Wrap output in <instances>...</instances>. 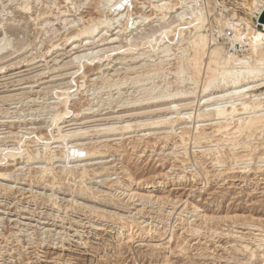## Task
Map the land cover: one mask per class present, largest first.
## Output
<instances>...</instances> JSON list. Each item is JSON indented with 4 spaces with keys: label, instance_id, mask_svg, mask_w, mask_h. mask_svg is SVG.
<instances>
[{
    "label": "rangeland",
    "instance_id": "1",
    "mask_svg": "<svg viewBox=\"0 0 264 264\" xmlns=\"http://www.w3.org/2000/svg\"><path fill=\"white\" fill-rule=\"evenodd\" d=\"M218 3L236 11L241 0L198 2L210 21L203 33L221 39ZM141 6L133 12L145 14ZM105 16L111 18L104 0H0L6 43L0 42V154L29 149L38 155L43 144L36 139L57 138L59 130L100 151L83 162L63 161L53 157L62 143L51 139L46 158L28 161L23 152L0 161V173L8 175L0 176V264H264V127L232 135L235 120L220 133L213 132L217 121H207L213 138L183 144L178 137L192 123L169 121L179 110L196 113L198 99L180 95L173 106L169 96L195 88L189 80L178 85L175 76L179 51L192 53L194 29L183 31L182 43L170 45L173 55L158 67L159 52L120 50L158 24L126 33L118 22L97 29ZM169 16L174 23L175 14ZM92 26L95 33L75 38ZM185 72L182 77L191 76L189 67ZM65 90H72L67 106L60 99ZM66 107L70 116L55 126L53 118ZM155 121L165 123L136 127ZM41 169H51L54 187L39 182ZM85 186L105 200L79 192ZM127 191L156 198L128 201ZM48 198L57 206L43 201ZM122 216L134 220L131 237Z\"/></svg>",
    "mask_w": 264,
    "mask_h": 264
},
{
    "label": "bare ground",
    "instance_id": "2",
    "mask_svg": "<svg viewBox=\"0 0 264 264\" xmlns=\"http://www.w3.org/2000/svg\"><path fill=\"white\" fill-rule=\"evenodd\" d=\"M67 1L70 2V0ZM199 1L200 0H104V4L108 8L111 18L109 19L107 16H105L103 22L100 21L99 19L100 24L102 22L101 25L104 26L101 27L98 24V26L100 27L97 26L98 27L97 29L100 28L104 30L106 28H109V25L112 24L111 22H116V23L118 22V24H120L119 25L120 28L123 29L122 31L126 33L129 30L138 31L141 28L150 25L151 23L158 24L156 26L157 29L151 31V33L147 34L146 37H139L137 43L122 46L120 50L125 55L128 53H133L134 51H138V50L140 51L147 48L149 51L153 53L159 52L161 56H159L158 58L160 57L162 58V60H160V62L157 65L159 67L160 65H163L165 63L164 58L170 59V57L173 55L171 53L172 51L170 45H173L174 43H178V41L179 44L182 43V39L180 38H182L181 35L183 34V31L193 28L194 33L192 32V34H194V39H192L189 42L190 48L192 49V53L188 54L187 50L179 51V53L181 52V55L178 54L179 56L178 58L180 59H179V65L177 71L175 72V76L179 78V81H177L178 85H181V83H184L189 80L191 81L190 84L194 85L195 88L193 87V89H191L190 91H183L184 89L180 90L179 92L176 91V93L171 94L169 96L172 99V105L175 103V100H180V98H177L180 95L187 98H190V96H194L195 98L198 99V104H197L198 109L196 110V113L183 114L182 111L179 112L180 111L179 110L175 114V117L174 118L172 117L175 120H170V121L168 120L169 124L171 125H175V123L179 124V122L192 123L193 125L192 127L191 126L183 127L184 129L183 131H181V136L178 137L179 140H181L183 144H186L188 140H191L192 142H194V144H197L202 139L209 140L213 138L214 134L212 132L207 133L206 129L204 128L205 125H203V122L205 123L207 121L218 122L217 129L213 132L220 133L222 132V130H226V129L229 130L230 126L232 125V121L235 120V122H237V125L233 128L234 131L231 133L232 135H236V134L241 135L243 132H251V131L254 132L258 131L260 133L261 130L259 131V129L264 127L263 126L264 125V92L263 91L259 92L261 91L262 88H264V29H260V30L257 29V24L260 25L261 23L259 22L255 23V20L258 21L260 14L264 10V0H241L240 9L239 10L237 9L236 11L226 8L223 5L221 6V3H218V5L223 8V11L219 13L220 14L219 16H221V18L217 20L219 25V34L223 35L224 30L227 27L235 28L234 32H235V36H237L235 40L241 43V45L245 47L243 49V53L240 55L230 54L225 49L223 42L220 41L221 39L219 38V36H216L217 34L214 33V31H212L210 35L203 33V30L207 27L206 23L209 24L210 21L207 22L209 19H208V15H206L204 11L205 9L198 7ZM191 2L195 4L196 9H194L195 7L191 6L190 4ZM136 4H140V5L142 4L141 8L145 9L144 10L145 14L143 13L139 14L138 12L137 13L133 12V8ZM148 9H151V12H154V17L147 15ZM188 13H190V15ZM169 14H175L174 23L169 22V19L171 18ZM103 16L101 15V17ZM95 23L96 22H94V24ZM240 25H242V28L238 30L236 27ZM261 25L262 27H264V23ZM113 26L114 25H112V27ZM94 27L95 26H92V29H90L91 27L90 28L85 27L84 29L79 31L78 34L76 33L75 38L83 35L87 36L95 33L96 30L94 29ZM0 42L3 43L1 40ZM7 45H9V43ZM2 46H6V43ZM143 54L144 53L142 52L139 53L138 57L139 58L141 57V59H143L142 58ZM103 57L107 58L108 54H104ZM89 59H94V57L89 56ZM95 59L102 60L100 57H97ZM152 60L153 59H151V61ZM188 67L191 70V76L189 75L190 77L188 76V78L182 77L183 74L186 73L185 69L186 68L188 69ZM153 71H156V69H153ZM77 72L79 73V71ZM152 75L153 74L151 73L148 76L151 77ZM200 75L202 76L201 77L202 80H199ZM200 83L202 86L200 85ZM199 85L201 88H199ZM219 85L220 86L222 85V87L221 90H218V92H216L217 94L216 95L215 92L212 91V89ZM198 89H201L200 95L197 93ZM70 91L65 90L62 93V96L60 97V99L64 101L65 106H67V103L69 102L68 100L71 97ZM163 96L164 95H162V98ZM222 104L225 105L222 106ZM173 106H175V104ZM71 112L72 111H70L68 107H66L64 111L58 112V114H56L52 120L53 124L55 126H58L59 121L63 118L70 116ZM160 123L163 124L165 123V121L164 122L155 121L152 123L150 122L149 124L146 123L140 124V126H136V127L141 128L145 126H155V125L157 127V125H160ZM134 127L132 125H128V126L126 125L124 130L129 131ZM228 134L230 135V133ZM51 137L52 140H56V142L62 143V148L60 147L61 149L59 151L53 152V153H59L57 155L53 154L54 155L53 157L55 159L59 158L62 159L63 161L71 160L78 163L79 161L83 162L85 160L100 155V151L98 150V148L83 145L81 142H80L81 144L77 143V140L74 139L76 138V136H70L68 134H64L60 130L57 138H55L52 135ZM51 139H44L42 137H38L36 140L37 142L42 141L43 148L36 150L35 154H38L40 157L46 158L47 155L46 153H51L49 151ZM17 142L20 144H24L25 141L24 139H18ZM23 152L27 154L28 161L31 159L36 160V158L38 157V155H32L34 153L30 152L29 149H24V150L19 149L18 153L6 152V151L2 152L0 154V161H3L6 158H15L16 157L15 155L22 154ZM39 153H41V155ZM104 169L106 168H103V170ZM80 171L81 173L80 175L79 174L78 175L80 180L83 181L82 179H85L87 170L84 168L83 170ZM63 172H68V171L63 170ZM63 172L61 171V174ZM37 173H40L39 182H42L43 185L45 184L46 186H51V187L55 186L54 176L53 178L52 176H50L52 173L51 169H44V170L41 169ZM1 175L6 178L8 177L6 173L5 174L0 173V176ZM95 175H97V173H95ZM61 181L60 184H64V182L62 183ZM4 190H8V187L7 188L4 187ZM79 192L86 193L87 197L92 196L93 198L96 199H99L97 198V196L100 197L102 196L103 200H105L104 197L106 196L104 195L105 193L103 194L102 192L101 193L94 192L93 188L88 186L82 187ZM127 192H129L126 195L128 201L130 200L135 201V199H137L136 202L144 203V201L152 202L156 198L153 197L151 194H145V193L139 194L136 192L132 193L131 191H127ZM43 201L47 203L51 201V198H48L47 200L43 199ZM100 201H102V199ZM156 202L161 203V200L157 198ZM143 203L142 206H144ZM52 204L57 206V204L54 203V201L52 202ZM122 205L128 206L129 204H127L126 201V204L123 203ZM143 210L144 208L139 209L138 215L141 214ZM90 212L92 214L97 213L92 209H90ZM120 218L121 221L123 219L127 220L124 221L123 223L129 224L128 228L130 229L131 233L129 232L128 237H131V235L133 234V230L136 227L134 220L133 219L129 220V218H124V216ZM167 218H169V216ZM150 219H152V217ZM144 227H148V225L144 224Z\"/></svg>",
    "mask_w": 264,
    "mask_h": 264
},
{
    "label": "built area",
    "instance_id": "3",
    "mask_svg": "<svg viewBox=\"0 0 264 264\" xmlns=\"http://www.w3.org/2000/svg\"><path fill=\"white\" fill-rule=\"evenodd\" d=\"M259 22V19H258ZM238 30L242 28V25L236 27ZM262 28V25L257 24V29L260 30ZM235 28L233 27H227L224 30L223 38H221L225 49L230 53V54H237L240 55L243 53V49L245 48L241 43L235 40L237 36H235L234 32Z\"/></svg>",
    "mask_w": 264,
    "mask_h": 264
},
{
    "label": "water",
    "instance_id": "4",
    "mask_svg": "<svg viewBox=\"0 0 264 264\" xmlns=\"http://www.w3.org/2000/svg\"><path fill=\"white\" fill-rule=\"evenodd\" d=\"M259 23H261V24L264 23V10H263L262 13L260 14V17H259Z\"/></svg>",
    "mask_w": 264,
    "mask_h": 264
}]
</instances>
